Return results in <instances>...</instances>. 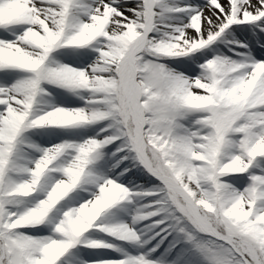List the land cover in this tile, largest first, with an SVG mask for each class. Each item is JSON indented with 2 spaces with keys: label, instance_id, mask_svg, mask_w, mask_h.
<instances>
[{
  "label": "snow or ice",
  "instance_id": "snow-or-ice-1",
  "mask_svg": "<svg viewBox=\"0 0 264 264\" xmlns=\"http://www.w3.org/2000/svg\"><path fill=\"white\" fill-rule=\"evenodd\" d=\"M0 264H264V0H0Z\"/></svg>",
  "mask_w": 264,
  "mask_h": 264
}]
</instances>
